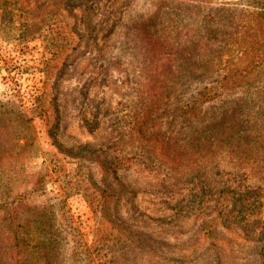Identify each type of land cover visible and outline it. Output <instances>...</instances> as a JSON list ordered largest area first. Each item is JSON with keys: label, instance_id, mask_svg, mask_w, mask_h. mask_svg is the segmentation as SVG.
<instances>
[{"label": "rangeland", "instance_id": "obj_1", "mask_svg": "<svg viewBox=\"0 0 264 264\" xmlns=\"http://www.w3.org/2000/svg\"><path fill=\"white\" fill-rule=\"evenodd\" d=\"M84 1L86 12L0 0V103L24 115L10 127L23 151L16 177L0 178L1 203L24 221L25 264H264V141L236 137L237 128L224 139L219 125L247 108L257 85L190 115L177 98L197 85L190 79L150 122L135 128L132 115L146 34L203 29L212 14L219 29L248 0ZM6 212L0 248L11 245ZM44 238L48 263L37 249Z\"/></svg>", "mask_w": 264, "mask_h": 264}, {"label": "trees", "instance_id": "obj_2", "mask_svg": "<svg viewBox=\"0 0 264 264\" xmlns=\"http://www.w3.org/2000/svg\"><path fill=\"white\" fill-rule=\"evenodd\" d=\"M61 2V11H67V7L74 4L80 11L86 12L87 7L90 8L88 1L84 0ZM248 3V7L239 14L232 11L234 14L230 21L224 22L219 29L214 25L217 17L212 14L204 16L206 24L203 29H183L170 37L166 33L157 37L155 31L151 35H145V44L142 42L139 45L138 59L144 78L140 82L138 106L133 108L132 113L135 123L137 122L135 128L147 119L150 122V117L166 106V99L190 79L198 80L197 85L189 93H181L177 97L180 112L190 115L202 114L208 103L227 99L240 89L257 85L250 95L247 108L228 112L221 118L219 125L222 127L224 139L230 140L237 128V133L234 134L236 137L246 135L258 143L264 141V0H248ZM176 6L181 7V12L189 14L190 18L200 16L198 6L181 3ZM28 8L30 9V5H24V12ZM20 111L14 102L0 103V178L4 186L8 184L9 177H16L20 169L18 156L22 153L23 146L17 144L16 138L19 137L16 130L10 129L15 124L19 128L20 122L24 123V115ZM240 112H245V119ZM58 128L59 116L56 114L50 134L55 135ZM141 130L142 127L138 132ZM154 138L150 139L157 148L159 143ZM81 150L88 153L85 149ZM73 152L70 154L75 156ZM109 170L115 172V169ZM14 194L18 198L24 196V193ZM4 198V189H1L0 209L2 207L7 210L4 219H9L8 236L12 239L8 237L4 241L5 245L11 243L9 247L0 248V264H25L27 257L24 256V242L20 238L24 221L19 220L20 212L16 211L17 208H5L9 202L1 203ZM50 238L39 241L42 246L37 248L44 263L49 262Z\"/></svg>", "mask_w": 264, "mask_h": 264}]
</instances>
